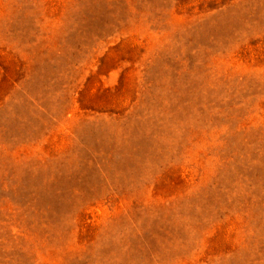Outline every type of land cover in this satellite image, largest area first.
I'll return each mask as SVG.
<instances>
[{
  "label": "rangeland",
  "instance_id": "1",
  "mask_svg": "<svg viewBox=\"0 0 264 264\" xmlns=\"http://www.w3.org/2000/svg\"><path fill=\"white\" fill-rule=\"evenodd\" d=\"M0 264H264V0H0Z\"/></svg>",
  "mask_w": 264,
  "mask_h": 264
}]
</instances>
